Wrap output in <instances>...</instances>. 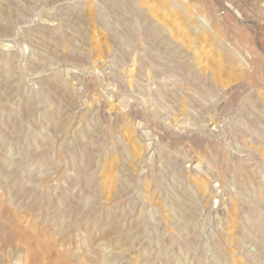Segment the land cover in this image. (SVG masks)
<instances>
[{
    "label": "rangeland",
    "instance_id": "obj_1",
    "mask_svg": "<svg viewBox=\"0 0 264 264\" xmlns=\"http://www.w3.org/2000/svg\"><path fill=\"white\" fill-rule=\"evenodd\" d=\"M263 158L264 0H0V264H264Z\"/></svg>",
    "mask_w": 264,
    "mask_h": 264
},
{
    "label": "bare ground",
    "instance_id": "obj_2",
    "mask_svg": "<svg viewBox=\"0 0 264 264\" xmlns=\"http://www.w3.org/2000/svg\"><path fill=\"white\" fill-rule=\"evenodd\" d=\"M133 72V71H132ZM131 73V72H130ZM132 74V73H131ZM128 75V74H127ZM123 76V75H122ZM124 77V76H123ZM130 80V79H129ZM127 81V80H126ZM175 118V117H174ZM81 123V122H80ZM185 125V124H184ZM264 159V158H263ZM260 161V160H259ZM264 161V160H263ZM25 163V162H24ZM264 165V164H263ZM226 202V201H225ZM237 210V209H236ZM37 244V243H36Z\"/></svg>",
    "mask_w": 264,
    "mask_h": 264
}]
</instances>
